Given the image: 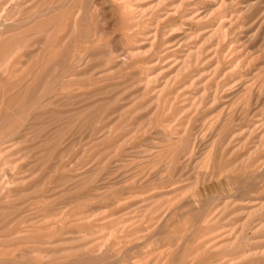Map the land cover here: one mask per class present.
I'll use <instances>...</instances> for the list:
<instances>
[{
	"label": "rangeland",
	"instance_id": "374dc122",
	"mask_svg": "<svg viewBox=\"0 0 264 264\" xmlns=\"http://www.w3.org/2000/svg\"><path fill=\"white\" fill-rule=\"evenodd\" d=\"M5 263L264 264V0H0Z\"/></svg>",
	"mask_w": 264,
	"mask_h": 264
},
{
	"label": "bare ground",
	"instance_id": "6f19581e",
	"mask_svg": "<svg viewBox=\"0 0 264 264\" xmlns=\"http://www.w3.org/2000/svg\"><path fill=\"white\" fill-rule=\"evenodd\" d=\"M125 8V7H124ZM40 228V227H39ZM101 252V251H100ZM5 259V258H4ZM8 259V258H7ZM14 261V260H13ZM6 264V263H5ZM9 264V263H8Z\"/></svg>",
	"mask_w": 264,
	"mask_h": 264
}]
</instances>
